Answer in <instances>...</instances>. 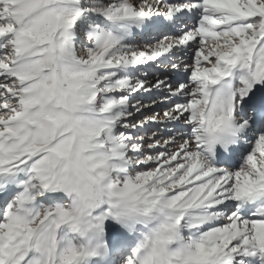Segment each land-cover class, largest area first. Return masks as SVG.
I'll list each match as a JSON object with an SVG mask.
<instances>
[{"label":"snow or ice","instance_id":"obj_1","mask_svg":"<svg viewBox=\"0 0 264 264\" xmlns=\"http://www.w3.org/2000/svg\"><path fill=\"white\" fill-rule=\"evenodd\" d=\"M0 264H264V0H0Z\"/></svg>","mask_w":264,"mask_h":264},{"label":"bare ground","instance_id":"obj_2","mask_svg":"<svg viewBox=\"0 0 264 264\" xmlns=\"http://www.w3.org/2000/svg\"><path fill=\"white\" fill-rule=\"evenodd\" d=\"M156 111H161L162 109L161 108H157V109H155Z\"/></svg>","mask_w":264,"mask_h":264}]
</instances>
